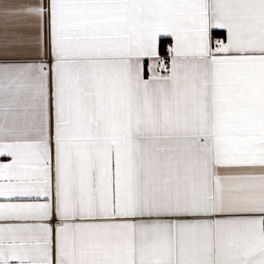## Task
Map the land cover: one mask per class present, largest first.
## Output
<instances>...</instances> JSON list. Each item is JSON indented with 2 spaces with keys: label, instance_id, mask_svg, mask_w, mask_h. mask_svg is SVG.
Segmentation results:
<instances>
[{
  "label": "snow or ice",
  "instance_id": "obj_1",
  "mask_svg": "<svg viewBox=\"0 0 264 264\" xmlns=\"http://www.w3.org/2000/svg\"><path fill=\"white\" fill-rule=\"evenodd\" d=\"M0 264H264V0H0Z\"/></svg>",
  "mask_w": 264,
  "mask_h": 264
}]
</instances>
